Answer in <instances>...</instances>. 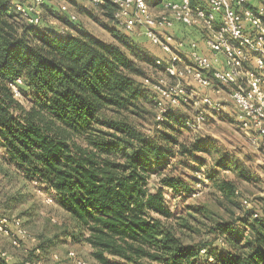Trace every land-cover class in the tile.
<instances>
[{
	"label": "trees",
	"instance_id": "trees-1",
	"mask_svg": "<svg viewBox=\"0 0 264 264\" xmlns=\"http://www.w3.org/2000/svg\"><path fill=\"white\" fill-rule=\"evenodd\" d=\"M15 3L0 0V146L16 174L57 194L73 239L88 244L91 257L103 264L109 257L124 264H264V207L257 203L235 222L216 221L218 253L183 242L163 220L173 213L161 187L148 189L154 166L175 152H218L213 144L181 141L173 124L184 119L178 111L165 116L164 128L157 121L149 134L140 129L145 103L157 96L145 84L143 63L163 73L156 59L165 55L117 23L113 0L98 5L113 22L112 41L84 29L78 18L72 21L70 12L77 13L70 7L50 12L67 22L62 25L69 30L61 33L44 19L41 25L27 22ZM18 78L20 96L11 85ZM205 174L211 181L206 168ZM161 182L174 190L184 186L170 174ZM220 186L234 192L230 181ZM0 264L32 263L0 255Z\"/></svg>",
	"mask_w": 264,
	"mask_h": 264
},
{
	"label": "rangeland",
	"instance_id": "rangeland-1",
	"mask_svg": "<svg viewBox=\"0 0 264 264\" xmlns=\"http://www.w3.org/2000/svg\"><path fill=\"white\" fill-rule=\"evenodd\" d=\"M46 1L48 7H51L50 10H55L56 13L59 12L61 4L70 5L77 13L78 22L84 29L103 40L109 39V26L113 22L92 0ZM42 17L46 23L58 25L56 20L59 19L51 14L46 6L42 7ZM143 66L148 73L144 78L145 84L152 89L153 83L163 73L153 64L148 66L143 63ZM21 100L27 104L26 96H22ZM151 101L152 98L145 103V116L138 122L145 134H149L158 121L154 100L153 104ZM183 107L184 105L176 112L185 120L173 123L181 129V141L213 144L216 148L212 150L218 153L206 154L197 151L187 156L173 153L165 164L154 166L149 177L148 189L151 192H155L158 187L163 189L165 203L172 211L173 217L162 218L173 225L183 242L194 245L207 244L215 250L214 253H218L220 246L217 234L212 232L216 221L235 222L238 216L253 206V203L264 207V146L253 145L250 136L237 120L233 105H228L220 114H213L212 119H206L200 127L197 124H186V121L192 120L194 116L190 114L191 108L185 111L189 113L188 116L182 112ZM164 124L157 128H164ZM220 156L230 159H219ZM202 164L205 165L202 168L204 170L206 168L207 173L211 175L212 182L205 173L204 176L195 172ZM215 164L219 165L218 170L214 171ZM166 174L177 176L184 186L174 190L163 185L161 179ZM223 180L233 183L234 192L224 190L220 186ZM49 197H53L52 202L47 201ZM245 200L252 205L245 204ZM1 217L21 219L23 225L36 238L35 241L24 240L20 246H15L10 237L0 233V251H6L12 260L29 261L32 264H77L78 259H83L89 264H103L91 257L92 249L88 244L73 239L69 215L60 205L57 194L16 174L13 166L7 163L4 150L0 151ZM34 248L39 250H35L36 254L32 252ZM71 252L75 256H71ZM109 259V264H124L115 257Z\"/></svg>",
	"mask_w": 264,
	"mask_h": 264
},
{
	"label": "built area",
	"instance_id": "built-area-1",
	"mask_svg": "<svg viewBox=\"0 0 264 264\" xmlns=\"http://www.w3.org/2000/svg\"><path fill=\"white\" fill-rule=\"evenodd\" d=\"M45 1L26 4L16 0L15 7L27 22L41 25ZM92 1L99 5L104 0ZM113 2L114 18L121 27L129 32L141 28L150 42L165 52V57L156 59L163 75L153 83L160 124L168 113L185 104L192 103L196 108L194 118L186 124L198 127L206 121L207 111L222 113L233 105L236 118L253 145L264 146V7L251 8L246 5L248 0H206L205 6L193 4L192 0ZM61 9L69 11V6L63 3ZM77 18L70 12L72 21ZM177 23L201 28L212 54H203L196 40L176 36L171 30ZM59 29L61 33L69 30L63 25ZM185 53L190 61L185 60ZM220 63L222 67L215 66ZM21 82L18 78L11 83L16 96L21 95L17 87ZM198 173L205 176L203 168ZM47 201L52 202L53 197ZM244 203L251 204L248 200ZM0 233L10 237L15 246H20L22 240H36L16 217H1ZM0 255L11 259L6 251H0ZM77 264L89 263L78 259Z\"/></svg>",
	"mask_w": 264,
	"mask_h": 264
},
{
	"label": "crops",
	"instance_id": "crops-1",
	"mask_svg": "<svg viewBox=\"0 0 264 264\" xmlns=\"http://www.w3.org/2000/svg\"><path fill=\"white\" fill-rule=\"evenodd\" d=\"M160 1V0H159ZM173 1H178V0H173ZM193 1V0H192ZM193 4H198V5H203L205 6L206 5V0H194ZM247 6L251 7V8H254V9H257V8H260V7H264V0H248ZM49 5L47 4L46 5V9L48 11L51 12L50 8L51 7H48ZM70 7V5H69ZM71 9V7H70ZM59 10V9H58ZM72 10V9H71ZM67 19V18H66ZM64 20V19H63ZM68 20V19H67ZM57 24L58 25H53L55 27H58L60 28L62 23H67L65 21H62V20H56ZM52 23V22H51ZM52 24H56V23H52ZM176 36L178 37H183V38H190V39H194L196 40L198 43H199V48H200V51L203 53V54H206L208 56H210L212 53L211 51L206 47V44L204 42V34L202 32V29L199 28V27H194V26H186L182 23H177L176 26L171 30ZM91 33V32H90ZM132 33H135L134 35L139 37V36H143L144 39L147 41L145 43H147V45L151 48V49H154L160 53H162L163 55H165V52L162 51V49L158 46H155L153 45L150 40L144 35L143 33V30L141 28H135ZM93 34V33H92ZM109 34V39L106 40V41H112L113 40V36L111 34V31L109 30L108 32ZM98 36V35H97ZM149 43V44H148ZM185 57V60L186 61H190V57L187 53H185L184 55ZM222 64L220 63V65H215L216 67H222L221 66ZM250 66H252L253 68L255 67L254 66V63H252ZM188 108H191V111L192 113H190L191 115H194L195 113V106L192 104V103H189L187 105H185L181 111L185 112L187 111ZM189 111V112H191ZM180 112V111H179ZM229 112V111H227ZM185 114L188 116V112H185ZM213 114H220V113H215V112H212V111H207V117L206 119L207 120H210L212 119L211 117L213 116Z\"/></svg>",
	"mask_w": 264,
	"mask_h": 264
}]
</instances>
